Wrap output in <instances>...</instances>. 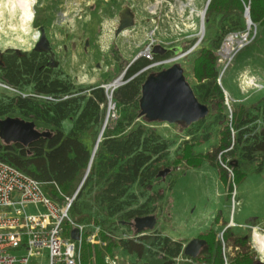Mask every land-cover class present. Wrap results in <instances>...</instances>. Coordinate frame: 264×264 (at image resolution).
I'll return each instance as SVG.
<instances>
[{
  "label": "trees",
  "instance_id": "1",
  "mask_svg": "<svg viewBox=\"0 0 264 264\" xmlns=\"http://www.w3.org/2000/svg\"><path fill=\"white\" fill-rule=\"evenodd\" d=\"M247 7L253 24L264 27V0H211L209 4L205 15L206 36L188 54L196 81L193 90L199 102L209 108V116L187 127L190 139L184 141L174 161H170L173 144L140 117L141 89L147 78L129 81L152 63L171 55L154 56L153 61L140 57L127 69V83L113 93L118 117L109 118L88 177L79 191L104 126L110 93L101 86L76 88L64 79L42 76L38 71L39 56L33 51L21 56L16 50L6 51L5 66H0V76L4 79L0 80L20 93L31 90V96L1 101L0 117L34 122L37 130L49 131L51 135L29 147L7 144L0 139V157L43 183L46 193L54 200L63 201L57 187L69 197L78 191L69 215L79 223L100 226L102 242L106 243L83 246V264H107V256L114 257L118 249L135 256L139 264L258 263L259 255L251 244L255 222L247 223L248 234L226 228V222L221 238L213 228L200 234L198 238L205 240L207 246L196 259L184 254L183 242L155 230L146 231L145 235L135 233L133 239L117 238L114 234L123 227L131 233L134 228L129 223L156 213L157 197L149 192V187L160 181L158 175L167 167L176 169L184 164L198 169L208 162L219 169L230 197L250 171H263L264 104H252L248 108L233 105L228 111L218 82V52L227 36L247 31ZM138 118L143 123H138ZM88 137L91 144L86 140ZM216 138L217 142L206 153L195 151L197 146ZM220 219L217 216L214 224H219Z\"/></svg>",
  "mask_w": 264,
  "mask_h": 264
},
{
  "label": "rangeland",
  "instance_id": "2",
  "mask_svg": "<svg viewBox=\"0 0 264 264\" xmlns=\"http://www.w3.org/2000/svg\"><path fill=\"white\" fill-rule=\"evenodd\" d=\"M180 1L186 4L189 2L25 0L24 8L19 2L0 0V52L10 49H16L20 53L30 52L38 41L39 29L43 26L68 78L76 88H88L112 84L123 73L126 75L134 59L141 56L148 45L159 40L164 48H181V51L152 63L129 81L138 77L148 78L152 74L156 75L179 65L184 70L187 83L193 89L196 81L191 69L192 59L185 53H192L191 48L201 38L199 13L205 9L206 0L194 2L196 15L193 17L190 6L181 12ZM91 6H95L94 13L90 11ZM123 7H129L134 12L135 26L116 37L119 14ZM247 40L248 43L232 58L219 63L220 74L223 73L222 87L228 93V98L240 99L239 102L230 99L231 108L233 105H244L248 108L252 104H264V27H252ZM122 81L121 86L127 83L125 76ZM3 85L6 84L0 80V102H7L21 95L31 96L29 89L19 94ZM117 115L114 106L110 111V119L116 120ZM230 116L231 113L228 112V117ZM143 121L141 118L137 119L138 123ZM148 126L173 144L171 162L181 151L184 141L190 139L188 126L182 123L169 125L148 122ZM68 128L69 124H66V129ZM86 140L89 144L92 143L91 137ZM217 140L218 138L197 146L195 151L206 153ZM167 168L172 169V173L165 180L160 179L149 187V192L157 197V210L154 214L158 220L156 232L183 242L186 246L212 228L221 238L225 231L222 222L231 225V218L236 222L234 231L239 234H248L250 226L246 224L255 222L256 226L251 232V244L259 255V261L264 262V169L260 173L250 171L245 181L235 187V193L230 197L227 187L221 181L219 169L208 162L198 169H191L184 164L176 169L172 166ZM35 212L33 208L28 209V213ZM217 216L221 218L220 223L214 224ZM63 229V238H71L72 227L67 221L63 223ZM127 232V228L123 227L116 229L114 234L117 238H125ZM128 234L133 236L135 229ZM87 235H84V248L89 245L86 242ZM11 253L18 259L27 255L25 250ZM229 253H232L231 249ZM114 257L118 264H139L135 256L120 249L115 251ZM30 264H48V254L46 253L45 258L31 259Z\"/></svg>",
  "mask_w": 264,
  "mask_h": 264
},
{
  "label": "built area",
  "instance_id": "3",
  "mask_svg": "<svg viewBox=\"0 0 264 264\" xmlns=\"http://www.w3.org/2000/svg\"><path fill=\"white\" fill-rule=\"evenodd\" d=\"M249 34L250 31H246L227 36L218 52V64L232 58L243 48L248 43ZM231 39L234 41L232 51L227 56L225 46ZM153 45L154 43L148 45L141 57L153 60ZM191 49L192 52L196 50V48ZM220 75L219 81L222 80L223 73ZM3 87L22 94L10 86L3 85ZM35 97L53 100L46 96ZM226 104L231 111L229 98L226 99ZM57 189L63 199L61 202L46 193L43 183L0 157V264H30L33 258H45L46 253L48 264H83L85 234H88L86 237L88 244L106 245L101 239L100 226L93 223H79L70 218L69 211L78 191L76 195L69 197L62 194L58 187ZM29 208H33L36 212L28 213ZM65 221L72 227V232L79 231L78 239L63 238ZM134 237L135 234L125 236L128 239ZM21 250L27 252V255L21 259L11 253ZM106 260L107 264H118L116 257L109 256Z\"/></svg>",
  "mask_w": 264,
  "mask_h": 264
},
{
  "label": "water",
  "instance_id": "4",
  "mask_svg": "<svg viewBox=\"0 0 264 264\" xmlns=\"http://www.w3.org/2000/svg\"><path fill=\"white\" fill-rule=\"evenodd\" d=\"M210 2L211 0H207L205 9L201 17V30H203V36L195 43L192 48L199 47L204 39L206 32L205 15ZM245 18L247 31H250L252 26L255 25L251 20L249 7L246 8ZM134 26L135 14L129 7L123 8L119 14V25L116 29L115 36H120L125 30ZM39 32L40 36L33 50L37 51L39 48H43L53 52L52 45L50 44L46 36L45 28L43 26L39 29ZM88 46L89 42H86V47ZM169 51V49L164 48L159 44L152 46V53L154 56H164ZM180 51L181 48L171 49V52H173L174 54H178ZM185 54H189V52ZM140 57L141 56H138L134 59V61H136ZM124 76L125 73H123V75L112 84L101 86L105 89L106 93H110L108 95L109 109L103 129L94 147L87 173L78 191L81 189L86 178L88 177L93 160L99 147V143L101 142L104 131L108 125L110 111L115 106L114 105L112 107L113 93L119 86L123 84L122 80ZM219 78H221V75ZM219 85L221 86L225 94V98L228 99L227 93L222 87L221 80L219 81ZM208 116L209 108L199 102L194 90L185 79L184 70L179 65H174L173 67L164 70L156 75H150L142 86L140 99V117L145 118L148 122H163L169 125L182 123L186 126H191L207 118ZM50 135L51 133L49 131L37 130L34 122H29L12 117L0 119V139L7 144L18 143L23 145L24 147H29L34 142L40 140L41 138H48L50 137ZM171 173L172 169L166 168L159 173L158 177L162 180H165ZM129 225L135 229V232L137 234H144L146 231L155 230L158 225V220L155 215H150L146 217L136 218L132 223H129ZM72 237L74 239H78L79 231L74 230L72 232ZM206 246L207 242L205 240L194 238L186 246H184V254L189 258L196 259L202 253L203 249ZM257 264H264V262L258 261Z\"/></svg>",
  "mask_w": 264,
  "mask_h": 264
},
{
  "label": "flooded vegetation",
  "instance_id": "5",
  "mask_svg": "<svg viewBox=\"0 0 264 264\" xmlns=\"http://www.w3.org/2000/svg\"><path fill=\"white\" fill-rule=\"evenodd\" d=\"M134 13V12H133ZM118 25H119V20H118ZM118 27V26H117ZM53 52L50 50H46L43 48H39L37 51H34L33 49L31 51L35 52L37 56H39V64H38V71L42 74V76H54L58 77V79H64L67 81V84L70 85H75L69 78L68 74L65 73L63 70V63L61 60L57 58L58 53H56L55 48L52 46ZM171 49L169 48V52L165 54L164 56L168 55H173V52H171ZM16 50V49H14ZM17 54L22 55L18 50ZM6 52H0V66H5L4 60L6 59ZM162 57V56H160ZM0 78L4 79L3 76H0Z\"/></svg>",
  "mask_w": 264,
  "mask_h": 264
},
{
  "label": "bare ground",
  "instance_id": "6",
  "mask_svg": "<svg viewBox=\"0 0 264 264\" xmlns=\"http://www.w3.org/2000/svg\"><path fill=\"white\" fill-rule=\"evenodd\" d=\"M10 2H12V3H14V2H19L21 5H22V7H24L25 8V0H9ZM188 2V1H187ZM193 0H189V2L186 4V3H181V1H180V10H181V12H184V9L186 8V7H188V6H190V7H192L191 8V13L192 14H194L195 12V9L193 8ZM147 4V3H146ZM148 5V4H147ZM150 5V4H149ZM151 6V5H150ZM155 6V5H154ZM148 7V6H147ZM179 14V13H178ZM202 12H200L199 13V16H200V19H201V17H202ZM189 16H190V14H189ZM182 19V18H181ZM186 21V20H185ZM182 22H183V20H182ZM193 23V22H192ZM192 25V24H191ZM201 26V25H200ZM252 27H254V26H252ZM200 34V37H202L203 36V30H201V28H200V32H199ZM153 34V33H152ZM197 42V41H196ZM233 40L231 39L230 40V44H229V46L227 47V46H225V53H226V55L228 56L229 54H230V52L232 51V44H233ZM242 44L241 43H239V46H241ZM242 47V46H241ZM174 61V60H173ZM109 95V94H108ZM112 106H113V104H112Z\"/></svg>",
  "mask_w": 264,
  "mask_h": 264
},
{
  "label": "crops",
  "instance_id": "7",
  "mask_svg": "<svg viewBox=\"0 0 264 264\" xmlns=\"http://www.w3.org/2000/svg\"><path fill=\"white\" fill-rule=\"evenodd\" d=\"M195 1H196V0H193V2H195ZM206 3H207V0H206ZM193 5H194V3H193ZM205 6H206V5H205ZM123 8H124V7H123ZM194 8H195V7H194ZM90 11H91L92 13H94V11H95V6H91ZM203 11H204V10H203ZM203 11H202V12H203ZM194 14H195V13H194ZM194 14L192 15V17L194 16ZM195 15H196V14H195ZM200 20H201V19H200ZM87 42H88V41H87ZM153 43H154V45H157V44L160 45V44H162L161 41H159V40H158V41H154ZM102 86H103V85H102ZM224 90H225V89H224ZM225 91H226V90H225ZM227 94H228V93H227ZM230 99L233 100V101H238V102L240 101V99H237V98L235 99V97H230L229 100H230ZM222 224H224V222H223ZM227 224H228V223H227ZM229 224H230V223H229ZM229 224H228L229 227H233V226L236 224V222L234 221V219L231 218V225H229ZM246 225H247V224H246ZM228 226H227V227H228Z\"/></svg>",
  "mask_w": 264,
  "mask_h": 264
}]
</instances>
